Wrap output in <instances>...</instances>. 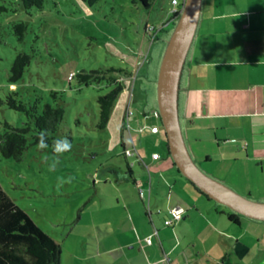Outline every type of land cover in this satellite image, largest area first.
<instances>
[{"label": "rangeland", "instance_id": "rangeland-1", "mask_svg": "<svg viewBox=\"0 0 264 264\" xmlns=\"http://www.w3.org/2000/svg\"><path fill=\"white\" fill-rule=\"evenodd\" d=\"M0 5L18 9L0 15V98L16 88L25 102L35 97H41V105L58 102L65 109L62 129L69 135H63L62 130L57 136L66 137L72 145L70 151L59 156L52 146L39 149L38 144H30L19 159L0 155V186L41 230L60 244L64 259L85 246L91 216L115 204L113 179L109 177L114 189L101 188L100 194L107 196L105 200L99 193L92 194L93 180L95 171H114L115 166L126 171L132 158L123 157L121 139L127 147L132 139L142 159L150 154L151 144L143 143L134 128L136 119H141L142 111L150 106L148 101L156 103V77L166 44L149 43L144 26H158L168 20L171 0H152L148 9L131 0H98L94 6L81 0H46L42 10L28 13L13 0H0ZM22 21L26 30L18 40L13 25ZM176 23L169 19L163 26L170 30L167 40ZM140 50H150L146 60V53ZM24 51L30 54L29 64L19 82L9 85L7 73L13 59ZM131 53L137 56L132 58ZM106 66H121L133 74L123 79L124 89L118 95L109 122L105 128L97 129L96 97L110 90V86L104 79L79 84L76 77L69 75ZM51 91H56L61 99L54 100ZM128 106L132 115L125 129L122 123ZM0 119L13 126L26 120L24 113L10 110L5 104L0 106ZM179 120L184 129L181 116ZM158 126L165 139L161 123ZM192 137L187 139L186 147L206 175L250 200L264 201V169L261 171L259 165L247 160H229L227 151L231 152L233 144L236 147L235 142L225 141L218 128H200ZM163 145L158 150L163 152ZM206 156L209 160L204 159ZM219 207L227 211L225 206ZM78 215L81 219L77 221Z\"/></svg>", "mask_w": 264, "mask_h": 264}, {"label": "crops", "instance_id": "crops-1", "mask_svg": "<svg viewBox=\"0 0 264 264\" xmlns=\"http://www.w3.org/2000/svg\"><path fill=\"white\" fill-rule=\"evenodd\" d=\"M169 32L163 28L155 46L167 43ZM142 52L146 57L150 50ZM177 101L185 143L195 130L218 128L225 141L237 144L227 151L229 160L254 162L263 171L264 0H201ZM148 103L134 129L151 144L150 154L142 159L132 139L128 147L122 141L135 149L127 157L130 169L94 172L92 194L107 199L100 193L114 189L111 177L115 204L91 216L85 246L64 259L60 251L61 264H264V221L240 217L230 224L224 209L188 185L166 149L158 150L165 139L150 130L160 122L152 113L157 102ZM174 207L182 216L168 225Z\"/></svg>", "mask_w": 264, "mask_h": 264}, {"label": "trees", "instance_id": "trees-1", "mask_svg": "<svg viewBox=\"0 0 264 264\" xmlns=\"http://www.w3.org/2000/svg\"><path fill=\"white\" fill-rule=\"evenodd\" d=\"M13 1L16 2L20 9L28 13L32 10H42L46 0ZM81 1L94 6L98 0ZM131 2L134 4H141L142 7L148 9L150 8L152 0H131ZM181 7L182 4L179 2L176 11L172 8L169 10L170 17H173L174 19V24L177 21ZM8 10L15 13L18 9L7 8L6 6L0 5V15ZM168 21L169 19L164 20L158 26L153 24L144 26V32L148 36L149 43H152L157 39L158 33L163 30V26H165ZM13 27L15 28V32L19 35L18 40H21L26 30L25 22H16ZM30 58V54L25 51L19 52L15 55L10 70L7 73V81L9 82V85H15L19 82L22 78L23 71L29 64ZM132 74V72L121 66H106L96 70L90 69L89 71L81 70L80 72L72 74L71 77H76L79 84L91 83L93 81L98 82L99 80L104 79L106 85L110 86V90L97 95L96 97V102L99 106L98 122H96L95 128H105L107 122H109L110 114L118 95L124 89L122 81L125 77L131 78ZM19 95L18 90L15 88L7 91L4 98H0V106L5 104L10 110L24 113L26 118L20 126H13L7 120L0 119V155L7 158L19 159L30 144H38V134L41 130H47V143L49 146L53 145L54 140L60 139L57 136L58 131L63 130V135H69V132H65L64 129H62L65 109L61 104L58 102L55 104L46 102L41 105V97H35L25 102V100L20 98L21 95ZM50 95L54 100H57V98L61 99V96H58L56 91H51ZM157 119L161 123L159 116ZM127 122L124 114V123H122V126L125 129L127 127ZM28 136H31V141H28ZM122 139V155L123 157H129L126 156L127 149L125 148ZM166 140L165 136V149L171 159ZM204 159L209 160V156H206ZM126 169H130L128 163ZM186 181L190 183L195 191L201 194L203 198L217 203V201L203 193L193 182L188 179H186ZM217 205L225 206L220 203H217ZM225 208H227V211H225L224 214L227 219L234 224H239L240 217H247L233 211V209H230L227 206H225ZM60 251V244L53 240L49 234L41 230L31 217L22 210L21 207L16 205L0 186V264H61Z\"/></svg>", "mask_w": 264, "mask_h": 264}, {"label": "water", "instance_id": "water-1", "mask_svg": "<svg viewBox=\"0 0 264 264\" xmlns=\"http://www.w3.org/2000/svg\"><path fill=\"white\" fill-rule=\"evenodd\" d=\"M201 0H182L177 23L166 43L156 77L157 112L171 159L186 179L203 193L251 219L264 220V201H254L234 191L229 186L206 175L192 160L181 131L178 116L177 92L184 59L193 41L197 27Z\"/></svg>", "mask_w": 264, "mask_h": 264}, {"label": "built area", "instance_id": "built-area-1", "mask_svg": "<svg viewBox=\"0 0 264 264\" xmlns=\"http://www.w3.org/2000/svg\"><path fill=\"white\" fill-rule=\"evenodd\" d=\"M178 0H176V2L174 3L173 2V0H171V4H172V9L174 10V11H176L177 10V5H178ZM145 58V57H144ZM70 77L72 76V73H70V75H69ZM153 115H155V117L157 118L158 116H159V114H158V112L157 111H155V110H153ZM132 115V112L129 110V106L128 107H126L125 108V119L128 121L129 120V118H130V116ZM128 123V122H127ZM126 123V124H127ZM127 128H128V125H127ZM141 129H143L144 128V126H141L140 127ZM150 130L151 131H154V133H156V132H158V130H159V127L157 126V125H151L150 126ZM135 149L133 148L132 150L131 149H127L126 150V156H132V155H134L135 154ZM159 155L158 154H154V156H153V158H157ZM139 194L141 195L142 194V190L141 189H139ZM169 214H170V219L168 220H166V224H170L173 220H178V219H180L181 218V216H182V209L180 208V207H174V208H171L170 210H169ZM151 237H146L145 238V241L147 242V243H149L150 241H151V239H150Z\"/></svg>", "mask_w": 264, "mask_h": 264}, {"label": "clouds", "instance_id": "clouds-1", "mask_svg": "<svg viewBox=\"0 0 264 264\" xmlns=\"http://www.w3.org/2000/svg\"><path fill=\"white\" fill-rule=\"evenodd\" d=\"M173 2L175 3L176 0H173ZM180 2L182 4V0ZM47 138H48L47 130L46 129L41 130L38 134V148L39 149H46L49 147L47 143ZM71 147H72L71 142L66 137L54 140L53 145H52L53 151L54 153L57 154V156H59L60 154H63L66 151H70ZM51 167L54 168L55 163H53ZM61 183H64V181L61 180Z\"/></svg>", "mask_w": 264, "mask_h": 264}, {"label": "flooded vegetation", "instance_id": "flooded-vegetation-1", "mask_svg": "<svg viewBox=\"0 0 264 264\" xmlns=\"http://www.w3.org/2000/svg\"><path fill=\"white\" fill-rule=\"evenodd\" d=\"M169 19H173V17H170Z\"/></svg>", "mask_w": 264, "mask_h": 264}]
</instances>
